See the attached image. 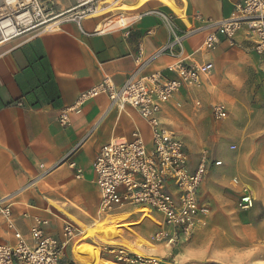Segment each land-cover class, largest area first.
Returning a JSON list of instances; mask_svg holds the SVG:
<instances>
[{
	"label": "crops",
	"instance_id": "1",
	"mask_svg": "<svg viewBox=\"0 0 264 264\" xmlns=\"http://www.w3.org/2000/svg\"><path fill=\"white\" fill-rule=\"evenodd\" d=\"M238 1L174 0L186 18L183 20L159 0H119L105 13L115 10L109 17L127 16L125 26L104 29L106 18L99 14L79 23L62 20L57 27L15 44L0 43V198L14 199L9 203L15 230L28 238L35 217H40L48 220L46 233L60 238L61 229L52 217L57 208L84 213L99 208L100 195L91 169L99 148L111 138H130L136 130L149 144V128L136 110H117L102 93L78 102L82 92L105 78L121 86L139 63L143 73L161 71L173 78L167 70L171 64L211 62L213 68L201 83L182 87L162 106L160 118L177 133L182 130L184 102L192 104L198 99L210 107L223 102L228 110L233 88L244 82V78L236 80L231 69H249L258 56L243 31L236 34L233 44L221 38L212 50L204 49L203 40L217 22L230 16ZM63 109L68 118L64 126L59 123ZM202 112L204 109L191 113L194 117L190 119H196L198 125L204 123ZM70 161L81 169L80 177ZM195 162V156L189 159V171L194 170ZM211 169L199 187V197L207 205L213 202L214 190L220 188V179L214 173L209 175ZM251 172L256 194L264 197V167L256 163ZM253 206L261 207L258 200ZM138 212L149 217L145 209ZM227 212L223 205H213V213L223 214L222 223L216 226V240L212 246L202 241L201 249L192 248L186 264H264V217L228 225ZM92 228L86 229L83 238L95 235L102 242L113 243L112 238L120 236L106 227L110 234L105 238L91 232ZM14 241L13 230L0 217V244ZM89 244L71 250L82 264L84 246ZM159 264H163L160 259Z\"/></svg>",
	"mask_w": 264,
	"mask_h": 264
},
{
	"label": "built area",
	"instance_id": "2",
	"mask_svg": "<svg viewBox=\"0 0 264 264\" xmlns=\"http://www.w3.org/2000/svg\"><path fill=\"white\" fill-rule=\"evenodd\" d=\"M99 2L75 0L76 4L66 20L79 23L98 9ZM136 16L139 17V14ZM116 18L129 20L124 15ZM109 21L113 23V20ZM107 23H104V29H108L105 28ZM239 31L244 32L253 51L264 59V0H240L235 3L230 16L217 22L214 31L205 36L203 47L212 50L221 38L233 44ZM141 67L142 63H139L121 86H115L105 78L78 98L81 102L102 93L108 96L111 106L130 105L150 132L149 144L136 130L130 138H111L97 151L91 169L100 195L99 210L109 213L127 207L145 209L147 218L156 226L153 234L155 241L169 248L182 249L193 240L209 215L208 205L199 197V187L210 163L207 152L203 150L194 170L189 171L183 139L166 126L160 112L162 106L182 87L198 86L203 76L212 70L213 64H171L167 70L175 75L173 78L165 77L161 71L143 73ZM210 113L216 120L228 116L222 104L212 105ZM67 119V109L61 110L59 123L67 125ZM213 163L220 165L222 161L214 160ZM69 166L75 168L77 177L81 176V169L74 161H70ZM230 185L238 190V209L253 207L255 199L248 183L232 177ZM8 201L0 198V217L13 230L15 241L13 244H0V264H79L65 254L66 246L73 244L78 236V227L74 223L64 222L61 237L57 238L46 233L48 220L35 217L27 238L15 230ZM140 213L143 215L144 212ZM111 251L120 264H159L158 258L131 253L122 246Z\"/></svg>",
	"mask_w": 264,
	"mask_h": 264
},
{
	"label": "rangeland",
	"instance_id": "3",
	"mask_svg": "<svg viewBox=\"0 0 264 264\" xmlns=\"http://www.w3.org/2000/svg\"><path fill=\"white\" fill-rule=\"evenodd\" d=\"M75 4V0H36L30 6L32 16L30 26H17L20 34L6 42L3 41L4 44H15L19 40L39 34L48 30L45 29L47 25L55 22H57L55 25L57 27L62 20L67 19L70 12L66 11L73 8ZM164 6L168 8V6ZM114 12L115 10H112L100 16L106 18V23L109 20L114 22L118 19L116 18L118 15L109 17ZM111 22L109 21L105 28L117 27V25L108 26ZM118 25L120 26V24ZM256 55L258 56V62L254 64L255 66L250 65L249 69L244 70H239L235 67L231 69V72L238 77L236 80L241 82L244 78V82L240 83V86L233 88L231 99L228 100L230 104L227 110L228 116L225 119H214L209 112L211 104L209 106L203 105L201 101H197L198 99L192 104H185L184 102V106L181 108L180 121L182 130L176 134L183 139L188 158L192 160L195 156L196 164L200 158L201 151L205 150L208 154L209 165L213 168L210 170L209 175L214 173L220 179V188L214 190L212 204L207 202L210 208L208 220L195 233L194 241H190L182 249L177 247L169 248L158 243L153 238V234L156 231L154 223L147 217H142L141 213L138 212L139 209H134L133 207L118 209L108 214L100 211L99 208H96L92 213L81 211L63 212L57 208V214L52 217L57 220L58 224H56L59 225L58 227L61 229L64 222H71L78 227L79 231L73 244H69L65 248V254L68 259H74L78 262L73 257L71 249L88 242L90 244L84 246L87 247L84 257L85 264H88L87 256L97 255V250H99L101 256L97 255L101 259L100 264H120L116 261L114 252H109V250L117 249L120 246L129 252H136L138 255L158 258L163 264H186L191 258L188 252L192 248L201 249L202 241H205L206 245L211 243L210 246H212L216 240V226L222 223L221 215L223 214L213 213V205H223L229 210V212L224 213L228 216L225 221L228 225H232L233 222L251 221L264 217V197H259L256 194L251 179L253 174L251 168L256 163H261L264 167V59L258 54ZM214 104L223 105L224 103L216 102ZM127 107L135 110L130 105L116 106V109L121 111ZM203 109L202 118L204 123L198 125L196 119H190L191 113L195 114ZM185 115L190 117L185 119ZM215 159H220L222 163L214 165ZM234 176L250 185L252 194L261 207L254 209L253 206L246 210L236 207L237 188L229 185V180ZM13 201L14 199L8 202ZM100 224H103V226H95ZM91 227H93L91 232L105 238L110 234L106 227L110 228L111 231L116 230L120 233V236L112 238L113 243L102 242L95 235L83 238V234L87 232L86 229ZM231 239H233V236ZM212 264L217 263L213 262Z\"/></svg>",
	"mask_w": 264,
	"mask_h": 264
},
{
	"label": "bare ground",
	"instance_id": "4",
	"mask_svg": "<svg viewBox=\"0 0 264 264\" xmlns=\"http://www.w3.org/2000/svg\"><path fill=\"white\" fill-rule=\"evenodd\" d=\"M118 1L119 0H100L98 9L92 14H88L85 17L104 14L106 11L114 7ZM159 1L168 6L181 19L186 20V18L181 14L179 9L177 8L174 0ZM33 4L34 0H0V43L19 35L20 33L17 29V26H30V23L32 22L30 6H32ZM72 9L73 8H70L67 11L70 12ZM127 22L128 20L121 19L114 21L111 24H108V26H116L118 24H124ZM56 23L57 22L47 25L45 29H50ZM97 255L100 256L99 250H97ZM97 255H93L92 257L87 256V263L99 264L101 256L97 257Z\"/></svg>",
	"mask_w": 264,
	"mask_h": 264
}]
</instances>
